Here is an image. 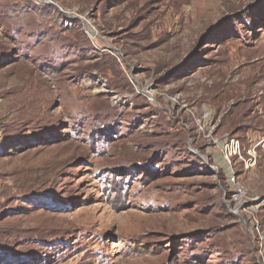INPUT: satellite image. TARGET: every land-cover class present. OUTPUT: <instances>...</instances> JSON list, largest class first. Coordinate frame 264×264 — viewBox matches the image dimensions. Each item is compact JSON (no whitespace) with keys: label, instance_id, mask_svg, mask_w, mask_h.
<instances>
[{"label":"rangeland","instance_id":"obj_1","mask_svg":"<svg viewBox=\"0 0 264 264\" xmlns=\"http://www.w3.org/2000/svg\"><path fill=\"white\" fill-rule=\"evenodd\" d=\"M263 134L264 0H0V264H264Z\"/></svg>","mask_w":264,"mask_h":264},{"label":"built area","instance_id":"obj_2","mask_svg":"<svg viewBox=\"0 0 264 264\" xmlns=\"http://www.w3.org/2000/svg\"><path fill=\"white\" fill-rule=\"evenodd\" d=\"M196 126V135L204 142H216L215 124L212 122L209 110L195 111L192 113ZM221 156L226 165L225 182L229 191L226 203L234 213H237L247 201V191L240 182L241 172L250 171L257 164L258 152L264 148V134L250 141L248 146H244L237 137H225L219 145ZM219 170V168H217Z\"/></svg>","mask_w":264,"mask_h":264}]
</instances>
